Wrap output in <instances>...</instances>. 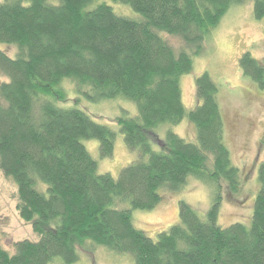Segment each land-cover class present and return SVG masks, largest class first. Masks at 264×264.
<instances>
[{
    "label": "trees",
    "instance_id": "16d2710c",
    "mask_svg": "<svg viewBox=\"0 0 264 264\" xmlns=\"http://www.w3.org/2000/svg\"><path fill=\"white\" fill-rule=\"evenodd\" d=\"M112 1L138 17L106 2L90 9L92 0L0 1V44L17 49L11 57L0 48V170L16 188L19 218L37 237L15 241L12 252L0 244V264H72L80 249L98 247L128 254L133 264H264V159L249 221L220 226L221 182L237 201L242 178L223 139L218 89L207 72L198 75L197 103L187 110L179 84L221 17L246 0ZM252 3L254 17L264 18V0ZM167 36L185 47L174 50ZM238 67L264 90V60L244 51ZM65 82L76 99L134 103L133 117L116 115L136 154L117 177L99 173L83 144L97 139L99 154L110 157L116 132L76 99L60 104L69 99ZM183 119L195 128L194 142L171 128L159 136L163 125ZM189 178L212 188L204 218L179 200L178 222L155 239L133 225L132 210H151Z\"/></svg>",
    "mask_w": 264,
    "mask_h": 264
},
{
    "label": "rangeland",
    "instance_id": "374dc122",
    "mask_svg": "<svg viewBox=\"0 0 264 264\" xmlns=\"http://www.w3.org/2000/svg\"><path fill=\"white\" fill-rule=\"evenodd\" d=\"M101 2L111 5L119 15L129 18L138 17L128 6L112 0H92L90 9ZM167 39L176 51L185 47L181 39L176 36H167ZM0 48L11 57L17 53L13 45L0 44ZM186 50L190 52L189 48ZM244 51H249L259 61L264 60V18L254 17L252 0L232 5L227 10L204 40L202 52L192 56V70L180 76L179 80L181 99L187 110L192 109L197 103L194 80L198 75L207 72L218 89L217 103L224 120L223 139L230 152L232 164L238 168L242 178V185L235 195L239 198L237 201L229 199L225 183L221 182L222 198L218 209V224L222 227L234 222L246 224L249 221L253 197L259 188L256 178L257 167L264 159V142L262 141L264 138V90L241 74L238 59ZM2 79L4 78L0 76V81ZM69 84L65 82L62 85L69 98L67 102H60L62 105L73 104L76 99ZM76 102L94 120L109 125L116 132L114 149L110 157H102L99 154L97 139L83 140V144L96 160L99 173H110L117 177L121 168L133 161L136 154L125 146L123 136L115 124L116 115L124 113L133 117L136 114L134 103L127 99L92 103L83 98H77ZM168 128L187 141H195V128L187 119L171 127L163 125L159 130V136H162ZM157 147V143L154 144V148ZM212 198L211 186L200 180L189 178L180 190L165 191L162 200L151 210H132V222L136 228L155 239L158 233L178 222L179 200L189 204L201 218H204ZM17 199L14 184L5 178L0 170V244L10 252L15 241L37 238L31 225L19 218L15 208ZM79 251L77 261L72 264H133V258L130 255L117 254L100 247L91 252L82 249ZM50 264L61 263L59 259H55Z\"/></svg>",
    "mask_w": 264,
    "mask_h": 264
}]
</instances>
